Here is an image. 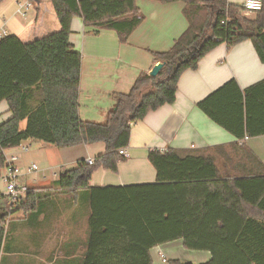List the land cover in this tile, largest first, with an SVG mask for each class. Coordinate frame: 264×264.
I'll use <instances>...</instances> for the list:
<instances>
[{
    "label": "trees",
    "instance_id": "trees-1",
    "mask_svg": "<svg viewBox=\"0 0 264 264\" xmlns=\"http://www.w3.org/2000/svg\"><path fill=\"white\" fill-rule=\"evenodd\" d=\"M50 1L60 29L23 45L40 78L5 97L11 116L0 124V171L5 152L28 140L59 149L103 142L106 149L92 164L80 160L60 172L52 188L29 187L12 206L0 192V264H44L39 258L48 254L56 209L52 196L71 195L79 208L83 192L89 237L81 264H153L151 249L178 239L187 249L211 253L201 264H264V161L247 143L264 136V78L245 89L232 78L197 103L235 141L205 149L150 150L156 182L90 186L99 168L118 171L127 159L119 150L129 145L133 126L176 102L182 74L197 69L218 45L251 40L264 62V0L255 17L229 0H156L182 2L187 28L168 49L154 53L165 62L158 75L142 72L129 91L114 94L104 121L79 114L82 55L70 40L72 21L82 18L94 34L114 30L126 43L143 22L137 0ZM170 264L195 263L172 259Z\"/></svg>",
    "mask_w": 264,
    "mask_h": 264
},
{
    "label": "crops",
    "instance_id": "crops-1",
    "mask_svg": "<svg viewBox=\"0 0 264 264\" xmlns=\"http://www.w3.org/2000/svg\"><path fill=\"white\" fill-rule=\"evenodd\" d=\"M26 1L0 2V29L5 28L10 33L9 37L0 40V69L3 72L0 78V124L11 116L5 97L18 87L34 85L40 78L23 45L60 29V22L50 0H40L38 4L32 1L33 6L25 10L27 16L22 17L17 13V5ZM229 1L239 5L244 2ZM177 2L137 0L143 22L126 43L120 42L114 30L90 33L82 18H73L70 40L82 55L79 96V114L82 119L104 121L115 103L114 94L129 91L140 73H150L153 66L161 62L154 58V53L168 49L188 25L182 11L184 5ZM232 78L237 80L242 89L264 78V62L259 58L251 40L231 47L222 43L201 59L197 69L185 71L179 81L176 102L151 111L136 123L127 146L130 156L119 164L117 172L105 168L96 170L90 186L156 182L157 172L148 158L150 150L165 152L171 148L205 149L235 141L232 134L209 119L197 106L200 100ZM33 142L34 140H28L23 143L29 147L28 151ZM39 143L43 147L48 146ZM247 143L264 161V136L247 139ZM72 148H80L83 153L77 159V164L80 160L95 158L106 149L103 142ZM18 149L7 152L16 153ZM20 164L23 168L20 181L35 190L52 188L59 173L68 170L66 165H62L59 173L43 172L42 175L31 176L32 172L27 171L30 164L25 165L21 159ZM4 187L0 181V192L5 191ZM86 194H81L79 208H76L74 200H69L71 195L52 196L51 203L56 209L51 220L52 233L44 251L48 254L39 258L42 263L81 264L84 244L89 237V205ZM182 244L183 241L178 239L152 248L153 264L155 252L162 251L165 254L173 251V246L180 248ZM62 247L63 255L59 253ZM177 248L174 251L177 252ZM194 252L191 260L176 259L201 264L211 258L209 251ZM53 253L56 255L53 256ZM158 258L162 261L159 255ZM29 262L34 263L35 260Z\"/></svg>",
    "mask_w": 264,
    "mask_h": 264
},
{
    "label": "built area",
    "instance_id": "built-area-1",
    "mask_svg": "<svg viewBox=\"0 0 264 264\" xmlns=\"http://www.w3.org/2000/svg\"><path fill=\"white\" fill-rule=\"evenodd\" d=\"M33 6L32 1L27 0L26 2L18 3L17 5V13L22 17L27 16V12L25 11L27 8ZM263 6L262 0H244L242 7L245 13H254L260 11ZM10 33L8 30L0 29V40L9 36ZM22 152H27L29 147L26 144H21L18 147ZM119 153L123 155L125 158L130 156L127 147H123L119 150ZM6 165L0 171V178L5 184V191L3 192L7 196L6 203L9 206L16 203L20 199H23L29 191V186L22 183L20 181V177L23 174V168L20 164V157L17 153H9L5 152ZM88 164H92L94 162V158H89L86 161ZM34 170H38V166L36 163L30 164L28 167V173L33 172ZM159 256L163 262H167L166 255L159 251Z\"/></svg>",
    "mask_w": 264,
    "mask_h": 264
},
{
    "label": "rangeland",
    "instance_id": "rangeland-1",
    "mask_svg": "<svg viewBox=\"0 0 264 264\" xmlns=\"http://www.w3.org/2000/svg\"><path fill=\"white\" fill-rule=\"evenodd\" d=\"M177 3H180V2H177ZM245 14L249 17H255V13H245ZM39 142L40 141L34 140V142L31 143L32 146L30 150L27 152H22L20 149H18L16 152L17 154H19L21 161L25 165L32 164V163L37 164L38 170H34L31 173V176H35L39 174L42 175L43 172H45L46 174H52L54 172L59 173L60 169H62L61 168L62 165H66V168H68V170L72 169L77 165V159L81 156V154H83L80 148L59 149V148L52 147V146L48 147L49 145L43 147ZM54 149L55 151H52ZM3 186H5L4 183H3ZM173 247H174L173 251H167V253H165L168 259L167 262L160 261L158 258L159 254L155 252L154 253L155 264H170V261L172 259H176L177 257L183 258L186 260H191L190 258L193 255V253H195L194 251H197V250L187 249L183 246V244L180 248H177L176 246H173ZM175 248H177V252L174 251Z\"/></svg>",
    "mask_w": 264,
    "mask_h": 264
},
{
    "label": "water",
    "instance_id": "water-1",
    "mask_svg": "<svg viewBox=\"0 0 264 264\" xmlns=\"http://www.w3.org/2000/svg\"><path fill=\"white\" fill-rule=\"evenodd\" d=\"M164 65H165V62H159V63H157L156 65L153 66V68L151 69V71H150L149 74L151 76H153V77L156 76V75H158V73L164 67Z\"/></svg>",
    "mask_w": 264,
    "mask_h": 264
}]
</instances>
